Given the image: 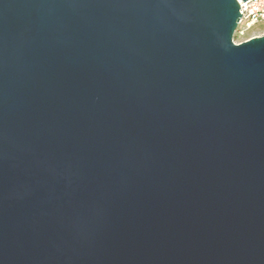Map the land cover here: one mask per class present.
<instances>
[{"label": "water", "instance_id": "95a60500", "mask_svg": "<svg viewBox=\"0 0 264 264\" xmlns=\"http://www.w3.org/2000/svg\"><path fill=\"white\" fill-rule=\"evenodd\" d=\"M242 18L0 0V264H264V35L236 43Z\"/></svg>", "mask_w": 264, "mask_h": 264}, {"label": "built area", "instance_id": "2783aa9c", "mask_svg": "<svg viewBox=\"0 0 264 264\" xmlns=\"http://www.w3.org/2000/svg\"><path fill=\"white\" fill-rule=\"evenodd\" d=\"M239 2L241 6V14L243 16L239 35H246L260 28L264 29V0H248L245 3L244 1L239 0ZM263 35L264 34L260 36ZM252 38L254 37L247 40Z\"/></svg>", "mask_w": 264, "mask_h": 264}, {"label": "rangeland", "instance_id": "374dc122", "mask_svg": "<svg viewBox=\"0 0 264 264\" xmlns=\"http://www.w3.org/2000/svg\"><path fill=\"white\" fill-rule=\"evenodd\" d=\"M262 34H264V29L260 28V29H256L255 31H253L249 34H246V35H239L238 34L235 36L234 39H235L236 43H242L251 37H258Z\"/></svg>", "mask_w": 264, "mask_h": 264}]
</instances>
